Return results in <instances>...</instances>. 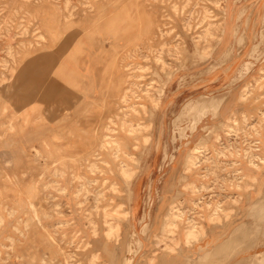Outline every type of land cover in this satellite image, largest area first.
I'll list each match as a JSON object with an SVG mask.
<instances>
[{
    "label": "rangeland",
    "instance_id": "rangeland-1",
    "mask_svg": "<svg viewBox=\"0 0 264 264\" xmlns=\"http://www.w3.org/2000/svg\"><path fill=\"white\" fill-rule=\"evenodd\" d=\"M1 40L0 264H161L207 229L264 264V0H0Z\"/></svg>",
    "mask_w": 264,
    "mask_h": 264
},
{
    "label": "crops",
    "instance_id": "crops-1",
    "mask_svg": "<svg viewBox=\"0 0 264 264\" xmlns=\"http://www.w3.org/2000/svg\"><path fill=\"white\" fill-rule=\"evenodd\" d=\"M3 41L4 40L0 41V53L6 46V42ZM7 178L9 179L8 176ZM1 192L2 190H0V193ZM251 193L252 192L250 190L249 195H251ZM8 211L10 212L11 210L7 205L0 204V212L8 213ZM0 219H2V217ZM210 230L207 229L205 238H203L201 242L194 244L191 249L187 251L185 256H182V253L180 252L179 254L173 256L172 254H169L170 251L167 252V249L165 247V250H161L154 256V259L152 260L158 259L161 264H225V262L231 258V255L226 256V253L224 251L227 245L224 242V239H222L224 236V232L219 229L213 232H211ZM151 244L152 243L147 242L144 245L142 243L143 247L141 249L146 248L145 254H147V252L149 251H156V249H154L155 244L153 245L154 248L148 247ZM241 260L242 259L236 256L233 257L234 264H240Z\"/></svg>",
    "mask_w": 264,
    "mask_h": 264
},
{
    "label": "bare ground",
    "instance_id": "bare-ground-1",
    "mask_svg": "<svg viewBox=\"0 0 264 264\" xmlns=\"http://www.w3.org/2000/svg\"><path fill=\"white\" fill-rule=\"evenodd\" d=\"M222 13H223V15L225 16L224 11H222ZM223 25H224V23H223ZM222 32H223V31H222ZM217 46H218V45H217ZM157 76H158V75H157ZM215 102H216V101H215ZM215 102H214V103H215ZM221 102H222V101H221ZM188 104H189V103H188ZM204 105H205V104H204ZM218 105L221 106L220 103H217V102H216V103H215V106H214V105H211V106L217 107ZM141 106H142V105H141ZM187 106H188V109H190L191 104H190V105H187ZM187 106H186V107H187ZM185 109H186V108H185ZM217 109H218V107H217ZM186 110H187V109H186ZM230 116H231V115H230ZM148 131H149V130H148ZM148 135H150V134H148ZM207 136H208V135H207ZM148 137H149V136H148ZM148 137H147V138H148ZM145 138H146V137H145ZM145 138H144L143 140H145ZM146 142H147V141H146ZM143 143H144V141H143ZM195 150L198 151L199 149L196 148ZM191 151H192V150H191ZM258 151H259V150H258ZM190 153H191V152H190ZM249 154H250V153H249ZM244 155H245V154H244ZM254 157H255V158H258L259 156L255 154ZM173 158H174V157H173ZM188 158H189V157H188ZM190 158H192V156H191ZM171 161H172V159H171ZM194 161H195V160H194ZM258 161H259V160H258ZM263 161H264V160H263ZM188 163H189V162H188ZM219 208H220V207H219ZM215 209H216V208H215ZM182 215H183V213L178 211V212L176 213V215L172 216V217L175 218L176 220L173 221L172 223L168 224V226H170V228H171V227H173V225H174L175 223H177L176 226H177V228H178V226L181 225L182 222L184 221V220H182V218H183ZM188 225H189V224H188ZM192 225H193V224H192ZM192 225H191V226H192ZM168 226H167V227H168ZM191 226L189 227V229L191 228ZM167 227H166V229H167ZM187 229H188V228H187ZM192 232H193V230L190 229V230L186 231L185 234H186V236H188V235L191 234ZM177 238H178V237H177ZM95 257H96V256H95Z\"/></svg>",
    "mask_w": 264,
    "mask_h": 264
}]
</instances>
